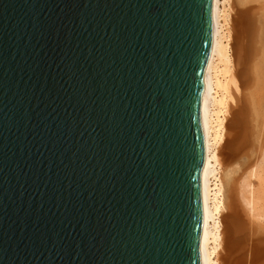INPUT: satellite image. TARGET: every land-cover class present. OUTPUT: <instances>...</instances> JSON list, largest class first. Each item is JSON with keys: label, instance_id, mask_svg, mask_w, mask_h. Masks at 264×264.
Segmentation results:
<instances>
[{"label": "water", "instance_id": "95a60500", "mask_svg": "<svg viewBox=\"0 0 264 264\" xmlns=\"http://www.w3.org/2000/svg\"><path fill=\"white\" fill-rule=\"evenodd\" d=\"M212 0H0V264H203Z\"/></svg>", "mask_w": 264, "mask_h": 264}, {"label": "bare ground", "instance_id": "6f19581e", "mask_svg": "<svg viewBox=\"0 0 264 264\" xmlns=\"http://www.w3.org/2000/svg\"><path fill=\"white\" fill-rule=\"evenodd\" d=\"M255 8L251 0H212V44L205 70L206 91L202 104L206 146L201 174L204 211L200 251L203 264H257V261L264 260L263 248L256 251L251 248L250 258L246 256L248 247L242 245V240L236 236L242 227L236 221L230 224L226 219L238 213L235 212L236 203H232L235 210L229 208L230 200L237 202V193L241 203L248 208L250 218L256 217L264 222V142L261 143V157L250 159L254 155L249 153L250 150L244 153V147L251 141L247 134H241L240 128H245L250 112L253 122L260 119L258 130L264 133V13L260 11L261 42L256 43L260 46L259 51L252 45ZM260 136L256 137L258 144ZM224 169L228 172L223 175ZM252 177H257L256 185ZM231 196L235 199L232 200ZM235 250L238 257H235Z\"/></svg>", "mask_w": 264, "mask_h": 264}, {"label": "rangeland", "instance_id": "374dc122", "mask_svg": "<svg viewBox=\"0 0 264 264\" xmlns=\"http://www.w3.org/2000/svg\"><path fill=\"white\" fill-rule=\"evenodd\" d=\"M251 1H253V4H255L256 5V8H255V10L253 11V14H252V33H253V37H252V45H253V47H257V48H259V51H260V46H258L259 45V43H257V42H261L260 41V35H261V24H260V22H261V19H260V16H261V14H260V11L261 12H263L264 13V0H251ZM257 13H259V14H257ZM262 13V14H263ZM257 15H259V16H257ZM257 18H259L260 19V21H259V19H257ZM258 21V22H257ZM259 26H260V28H259ZM260 30V34H259V30ZM257 31V32H256ZM257 34H259V36L257 35ZM250 36V35H249ZM257 36H258V38H259V40H257L258 38H257ZM256 41V42H255ZM256 43L258 44L257 46H256ZM255 48H254V50H255ZM251 72V75L253 74L252 73V70H250ZM245 92H247V91H245ZM248 98V97H247ZM246 98V100H248ZM249 103V102H248ZM248 115H247V123H246V125L244 126L245 128L243 129L242 128V126L241 125H239L238 127H240L241 129H239V130H241V134H247L248 135V137H249V140L251 141L250 142V144H252V145H250L249 144V146H246L245 145V147H244V153L245 152H249V150L251 151V152H249L250 154L252 153L254 156L252 157V156H250L249 158L250 159H252V160H254V159H257V158H259V157H261L260 155H262V152H260L261 151V143H263L264 142V133H260L259 132V130L258 129H260V124L258 123V122H260V119H258V122L256 123V121L255 122H253L254 120H252V118H251V114H250V112H248L247 113ZM250 114V115H249ZM258 124V125H257ZM253 126V127H252ZM256 128H255V127ZM247 128V129H246ZM247 130V132H246V130ZM253 129V130H252ZM254 129H256V130H254ZM257 132V133H256ZM259 132V133H258ZM251 134V135H250ZM254 134V135H253ZM259 134L261 135L260 137L261 138H259L260 139V141H259V144H258V142H257V136H259ZM262 134H263V136H262ZM257 137V138H256ZM256 138V139H255ZM251 139H253V141H254V144H253V141L251 140ZM256 145V146H255ZM252 146H254V148L253 149H250ZM256 147H259V149L258 148H256ZM249 148V149H248ZM258 150V151H256V149ZM253 150V151H252ZM255 152L257 153V154H255ZM256 156V157H255ZM254 158V159H253ZM240 163V162H239ZM224 172H222V174L223 173H226V172H228V171H226L225 172V169L223 170ZM224 175V174H223ZM222 175V177H224ZM252 181L254 182V184L256 185L257 184V177H252ZM237 192V191H236ZM235 195H236V197H235ZM235 195H234V197L236 198V201L237 202H235V198L233 197L232 198V196H231V198H232V200H234V202H232L230 199V205H229V208H234V210L236 209V211L235 212H238L237 213V215L236 216H228L226 219H227V221H228V223H230V224H233V222L234 223H239V225L242 227V231L241 232H239L236 236H239L240 237V241L242 240V242H241V244L242 245H245V246H247L248 248H247V250H246V256L248 257V258H250V255H249V253H250V249L252 248V249H254L255 251H256V249L258 250L259 248H263V252H264V222H262L263 220L262 219H256V217L255 218H253L252 216H251V218H250V214L248 213L249 211H248V208L247 207H245L243 204L244 203H241V200L239 199V196L237 195V193H235ZM238 196V197H237ZM238 198V199H237ZM239 201V202H238ZM234 203H236L235 205H237L236 206V208L235 207H233V206H235V205H233ZM240 203V204H239ZM244 206H242V205ZM246 209V210H245ZM247 212V213H246ZM236 221V222H235ZM252 222V223H251ZM259 222H260V224H259ZM262 224V225H261ZM260 230V231H259ZM251 231V232H250ZM262 231V232H261ZM257 232V233H256ZM236 234V233H235ZM256 235V236H255ZM258 244V245H257ZM261 244V245H260ZM236 256H235V255ZM234 254H229L230 255V257H238V255H239V253H238V251L237 250H235V252H234ZM262 259H264V258H262ZM260 262V264H261V262H262V264H264V260L262 261H259ZM259 262L257 261V264H259Z\"/></svg>", "mask_w": 264, "mask_h": 264}]
</instances>
